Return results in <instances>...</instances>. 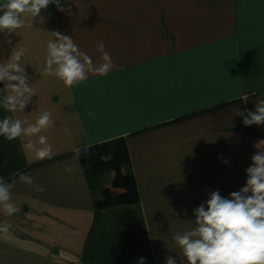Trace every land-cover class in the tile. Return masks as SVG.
<instances>
[{"label":"crops","instance_id":"1","mask_svg":"<svg viewBox=\"0 0 264 264\" xmlns=\"http://www.w3.org/2000/svg\"><path fill=\"white\" fill-rule=\"evenodd\" d=\"M0 2H3L0 1ZM14 33H0V62L13 48L36 88L23 113L49 111L51 158L0 136V177L18 212L0 209V264H165L172 237L191 228L212 191L244 186L264 125L244 126L238 107L264 99V0H68ZM51 7L52 9H49ZM69 35L99 64L102 41L115 67L64 88L43 72L48 32ZM0 83V101L4 96ZM91 111L92 117L87 113ZM123 137L139 201L94 207L113 172L88 181L76 151ZM227 160L225 164L222 161ZM71 168L72 171H66ZM30 175L44 191L20 180ZM51 259H50V258Z\"/></svg>","mask_w":264,"mask_h":264},{"label":"clouds","instance_id":"2","mask_svg":"<svg viewBox=\"0 0 264 264\" xmlns=\"http://www.w3.org/2000/svg\"><path fill=\"white\" fill-rule=\"evenodd\" d=\"M55 4L58 11H70L63 0H3L0 2V33L10 35L25 26L26 19L39 16L42 9ZM43 72L55 78L66 89L86 81L89 75L106 76L115 67L110 54L102 41L97 43L100 53L99 64L81 51L69 35L60 31L48 32ZM27 49L13 48L7 60L0 62V83H3L4 96L0 101L10 113H23L36 96V88L29 83L30 77L25 72L23 57ZM89 117L93 113H87ZM242 118L246 127L264 125V99L255 102L254 110L238 107L235 115ZM54 120L49 111L37 113L35 121L27 115L24 119L6 116L0 119V136L11 141L21 140V147L26 154L37 160L51 158L53 145L48 136L42 133L54 127ZM254 147L257 151L251 156V164L246 168V182L238 191L228 197L212 191L208 199L193 210L192 226L184 232H177L172 239L180 250V264H264V140ZM227 164L225 159L222 161ZM66 171H72L69 167ZM20 180L36 191L44 188L35 184L30 175L21 174ZM13 184L0 177V209L6 216L18 212L11 202ZM0 232L7 233V225L0 227ZM138 264H146L143 257ZM165 264H178L176 256H167Z\"/></svg>","mask_w":264,"mask_h":264},{"label":"trees","instance_id":"3","mask_svg":"<svg viewBox=\"0 0 264 264\" xmlns=\"http://www.w3.org/2000/svg\"><path fill=\"white\" fill-rule=\"evenodd\" d=\"M76 156L88 181L93 182L101 173L113 172L109 185L102 190L100 198L94 201L95 208L138 203L134 176L126 170L130 158L125 138L118 137L81 148L76 151Z\"/></svg>","mask_w":264,"mask_h":264},{"label":"rangeland","instance_id":"4","mask_svg":"<svg viewBox=\"0 0 264 264\" xmlns=\"http://www.w3.org/2000/svg\"><path fill=\"white\" fill-rule=\"evenodd\" d=\"M63 2L67 3L68 0H63ZM65 3H64V4H65ZM51 7L54 8V7H56V6H55V4H52ZM51 7H49V9H52ZM107 173H108V172H104V173H102V174H101L102 177L106 178V177H107ZM49 258H50V257H49ZM50 259H51V258H50Z\"/></svg>","mask_w":264,"mask_h":264},{"label":"built area","instance_id":"5","mask_svg":"<svg viewBox=\"0 0 264 264\" xmlns=\"http://www.w3.org/2000/svg\"><path fill=\"white\" fill-rule=\"evenodd\" d=\"M0 1H2V0H0ZM63 3H65V2H63Z\"/></svg>","mask_w":264,"mask_h":264}]
</instances>
